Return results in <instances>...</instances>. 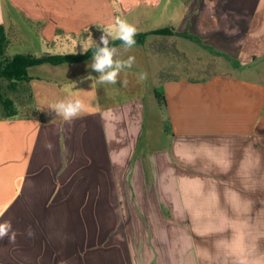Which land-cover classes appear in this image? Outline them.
<instances>
[{
    "label": "crops",
    "instance_id": "1",
    "mask_svg": "<svg viewBox=\"0 0 264 264\" xmlns=\"http://www.w3.org/2000/svg\"><path fill=\"white\" fill-rule=\"evenodd\" d=\"M9 3L43 21L40 36L55 46L58 30L78 36L116 17L136 26L158 10L164 28L214 50L176 36L217 69L151 88L134 66L120 73L123 87L93 85L92 57L49 65L65 80L43 88L45 121L0 120V222L17 233L0 241V264H264V0H0L6 30ZM150 89L148 142L164 147L139 151L130 168ZM65 98L85 103L71 123L50 109Z\"/></svg>",
    "mask_w": 264,
    "mask_h": 264
},
{
    "label": "rangeland",
    "instance_id": "2",
    "mask_svg": "<svg viewBox=\"0 0 264 264\" xmlns=\"http://www.w3.org/2000/svg\"><path fill=\"white\" fill-rule=\"evenodd\" d=\"M22 7H11L6 14L7 32L12 38V44L7 49L6 56H14L16 54H32L34 56H42L51 53V55L57 54H83L82 45L87 46L88 42L93 39L99 42V38L102 35V30L98 28L89 27L86 30L80 32V35L69 36L64 31H56V40L54 43H49L46 38H41V29L43 27V21L32 20L30 16H27L22 12ZM148 16H151V23L149 21H143L136 25L137 33H149L154 32L158 29H163V25L159 23L158 10L148 12ZM99 30V31H98ZM169 36H155L148 35L146 41L142 45H135L127 52L123 51V47L118 49L121 50V59H127L129 56L135 57V63L133 66L140 73H146L147 78L144 81L147 86L157 88L158 83L162 76L170 77H205V73L208 71H216L214 62L211 60L197 62L195 57L197 56L198 47L191 41H187L181 38L174 37L172 43H168ZM173 40V39H172ZM91 47L88 48V50ZM204 53L203 51H201ZM206 54V53H205ZM197 58V57H196ZM233 62V63H232ZM91 64V61L90 63ZM229 64V65H228ZM229 67L233 68V72H250L257 71L254 66L252 67H239V62L228 61ZM66 63L64 66H68ZM49 64L34 66L29 68L28 75L31 78L30 82L25 88H19L12 90L8 87L6 81H0V89L5 96L13 99L15 109L18 113V118L21 119H35L40 122L45 121L44 116L46 114L47 99L43 92L45 87L58 83L63 85L64 78H55L51 71L48 70ZM259 71V69H258ZM210 75V74H209ZM76 79V78H75ZM82 79L78 77L76 83ZM161 92V90H158ZM32 93V94H31ZM153 90L150 89L148 99H146V105L148 107L147 120H146V135L143 136L142 140H139L135 144V150L131 156L129 167L132 168V164L135 162L136 154L139 151L143 152L146 147L149 146L151 149H158L164 147L162 141L156 140L154 142H148L150 139V130H153L152 124V109L151 101L154 100ZM3 108H0V115H2ZM4 119V118H3ZM0 119V120H3ZM6 120V119H4ZM155 128V127H154ZM159 128V127H158ZM131 172V171H129Z\"/></svg>",
    "mask_w": 264,
    "mask_h": 264
},
{
    "label": "clouds",
    "instance_id": "3",
    "mask_svg": "<svg viewBox=\"0 0 264 264\" xmlns=\"http://www.w3.org/2000/svg\"><path fill=\"white\" fill-rule=\"evenodd\" d=\"M127 6H138L141 0H124ZM146 3L151 6H157L159 0H145ZM2 22V20H0ZM137 34V27L129 23L125 19L119 17L114 18L111 26L103 29L102 35L99 38V42L91 39L87 46L82 45L83 52H87L89 47H95V52L92 55L91 69L98 73L96 80L93 77L89 79L94 83L100 84H117L120 83L123 87H126L128 81L126 79L119 80L120 73L125 68H131L135 63V57L129 56L126 60L121 59L122 52L120 49L111 46L113 41L119 40L122 42L123 51L127 52L133 48L136 44L135 36ZM147 78L146 73L139 75L140 80ZM92 85V86H93ZM54 117H61L65 122L71 123L78 118L85 110V103L80 98H65L50 108ZM53 145L50 142L45 144V148L51 150ZM3 216V212L0 211V217ZM17 233L13 230L12 224L9 220H3L0 222V241L7 238L9 243H15ZM27 235L29 237L34 235L33 230L29 226L27 229ZM243 264V262H242Z\"/></svg>",
    "mask_w": 264,
    "mask_h": 264
},
{
    "label": "trees",
    "instance_id": "4",
    "mask_svg": "<svg viewBox=\"0 0 264 264\" xmlns=\"http://www.w3.org/2000/svg\"><path fill=\"white\" fill-rule=\"evenodd\" d=\"M148 35L169 37L181 36L203 45L198 37L192 36L188 33H178L170 28L158 29L149 33H137L135 36V45L144 44ZM12 41L13 40L10 37V34L7 32L5 26L0 25V81H6L8 83V87H10L12 90L27 87V84L31 79L28 75V70L31 67L44 64L53 66H59L66 63L77 64L89 59L95 52V47L93 46L83 54H46L42 56H34L32 54H16L14 56H6L7 49L11 46ZM111 46H122V42L119 40L113 41ZM203 47L214 52V50L208 48L207 46L203 45ZM156 93L159 102H161V104H165L164 93L159 91ZM0 108H3L2 110L4 112L2 115H0V119L14 118L18 116L13 99L5 96L1 89Z\"/></svg>",
    "mask_w": 264,
    "mask_h": 264
}]
</instances>
